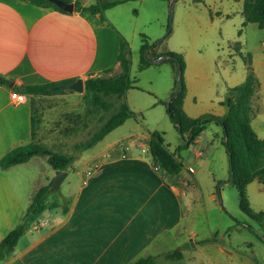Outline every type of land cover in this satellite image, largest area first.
<instances>
[{
	"label": "crops",
	"instance_id": "obj_1",
	"mask_svg": "<svg viewBox=\"0 0 264 264\" xmlns=\"http://www.w3.org/2000/svg\"><path fill=\"white\" fill-rule=\"evenodd\" d=\"M79 1L86 7L97 2ZM235 1L241 4L242 11L243 0ZM229 14L230 12H224L221 15L227 18ZM105 21L107 19L101 22L98 15L88 12L61 13L21 0H0V77L10 80L8 86L0 85V159L12 148L32 141L30 120L35 105L30 98L14 105L9 98L11 90H19L25 85L67 79L81 78L84 82L87 77L110 76L119 72L117 55L120 33L117 31L113 35L109 32ZM234 43L237 42L229 44L230 49H233ZM261 45L264 46V39ZM154 51L157 56L167 50ZM253 51L255 53L249 54L258 88L251 102L255 111L251 126L259 138H264V51L258 52L256 46ZM239 53L247 54L241 51L240 45L232 55ZM184 62V114L191 119L203 114L224 116L226 107L221 102L229 87L244 81L245 65L244 72L233 77L226 71L228 81H234L225 83L224 97L212 101L207 108H200L196 103V92L185 58ZM108 69L112 71L104 74ZM175 77L177 80V70ZM174 85L169 86L168 92H164L165 97L171 95ZM132 86L136 87L134 83ZM81 95L66 92L35 98L48 102L60 98L76 99ZM155 105L152 102L149 107L154 108ZM38 111L41 114L40 125L35 131L34 140L53 149V143H48L43 138L47 125L44 123L46 115L39 110V106ZM211 124L215 126L214 140L221 142V127L209 123L189 145L194 159L188 164L177 153L182 142L179 136L180 142L174 153L170 152L181 164L176 184L169 183L161 176L147 152L149 134L160 130L129 135L92 156H84L83 150L75 158L83 164L78 187L67 197L58 195L54 198L51 194L46 204L53 197V208L45 205L43 212L28 223L12 255L5 261H0V264H130L140 256L160 253L165 247V237L173 236L178 231L180 241L177 245L192 239L196 246L193 252H201V246H210L213 247V256L211 258L206 254L208 260L205 262L197 254L193 253L190 260L183 254L180 262L172 264H217L219 261L224 262L223 264H250L251 259L244 253L221 244L217 236L198 238V234L190 230L191 208L197 199L193 165L199 159L205 156L207 158L206 152L211 150L205 146L207 140L203 135ZM167 150L169 151L168 147ZM34 158L24 164L0 169V240L20 223L34 192L54 179L46 176L43 184H34L26 193L20 194L12 178L13 172ZM92 163H97L98 166L83 184V172ZM215 195L212 194L211 197L214 198ZM65 202L67 211L63 212V207L59 206H63ZM44 220L47 223L41 226ZM185 231L188 237L182 236ZM204 239L214 241L197 244ZM234 257H238L239 262H234Z\"/></svg>",
	"mask_w": 264,
	"mask_h": 264
},
{
	"label": "rangeland",
	"instance_id": "obj_2",
	"mask_svg": "<svg viewBox=\"0 0 264 264\" xmlns=\"http://www.w3.org/2000/svg\"><path fill=\"white\" fill-rule=\"evenodd\" d=\"M224 12H230L229 17H223L221 14ZM103 15L107 19L105 22L108 31L113 35L118 31V36L122 35L128 44L131 62L129 75L136 87L125 93L124 102L134 116L108 133L93 147L85 150L84 156H92L129 135L140 132L148 134L149 130L157 129L163 133V140L169 152L174 153L176 145L180 142L179 134L170 124L165 110L164 103L169 97L163 95L168 92L169 86L175 83V67L166 59L139 70V49L144 42L142 37L149 44H155L154 50H171L187 60L191 82L196 92V103L200 108H207L212 101L224 97L225 83L234 81H228L226 71L232 77L244 72L243 59L239 54L232 55L235 49H230L231 42H237L243 53H255V46L258 52L264 51V46L261 45L264 39L263 31L255 24L243 25L241 4L235 0H128L109 8ZM147 55L149 59L153 56L152 53ZM25 97L26 100L29 99L28 95ZM31 101L35 105L32 109L35 131L40 125L36 121L41 117L39 106V110L46 115L44 140L53 143L54 150H60L75 158L81 152L75 145L87 141L120 103L113 96L105 98V101L112 103L109 111L100 110L98 114H86L87 106L81 96L48 102L33 98ZM152 102L156 103L154 108L149 107ZM214 129L215 126L211 124L203 134L207 140L205 146L211 149L206 152L207 158L205 156L193 165L197 181V199L191 208L190 230L197 233L198 238L217 236L221 244L234 247L238 253H244L251 259L250 264H264V239L262 237L260 240L256 236L264 234V228L239 210L236 189L228 182V156L222 143L214 140ZM177 153L186 160V164L194 159L190 147ZM82 169L80 160H74L67 169V175L59 189L52 192L53 197L71 195L79 185ZM46 176L54 178L55 172L53 173L44 158L35 157L27 165L15 170L12 178L23 195L22 193H26L34 184H43ZM246 189L251 210L264 213V186L254 180ZM216 190H219V196L212 198L211 195L216 194ZM53 197L47 204L45 202L47 207L53 208L52 204L55 205ZM65 204L66 202L63 206ZM177 234L179 231L173 236L165 237V247L160 253L182 245H177L180 241ZM187 234L185 231L182 236L188 237ZM200 249L201 252H193V248H190L182 250V253L187 260L194 254L201 256L205 262L208 260L206 254L212 258L213 247L201 246ZM238 259L234 257L233 261L239 262ZM164 262L163 259L160 260V264ZM223 263L219 261L217 264Z\"/></svg>",
	"mask_w": 264,
	"mask_h": 264
},
{
	"label": "trees",
	"instance_id": "obj_3",
	"mask_svg": "<svg viewBox=\"0 0 264 264\" xmlns=\"http://www.w3.org/2000/svg\"><path fill=\"white\" fill-rule=\"evenodd\" d=\"M28 4L41 7L52 8L61 13H66L55 7L46 0H21ZM67 3H74V12H88L92 15H98L101 22L105 20L104 11L115 7L128 0H111L100 1L90 6H82L79 0H62ZM241 14L244 18L243 25L255 24L257 28L264 33V0H243ZM240 34V31H239ZM117 62L119 72L110 76H94L87 77L84 82V92L81 97L85 102L86 114H98L100 110L109 111L112 103L105 101V98L114 97L120 101L117 109L103 122V124L92 133L88 140L75 145L80 148V151L87 150L101 141L108 133L121 126L127 119L133 117V112L130 111L124 102V96L127 90L133 88L130 79V58L128 44L124 38L119 37ZM143 38V44L139 49V64L138 69H144L150 66L147 58L144 57V52L149 49L152 53L151 58L160 55L167 56V60L173 63V67L180 68L181 76V91L175 97L174 95L179 89V83L176 80L174 88L169 97L172 99L168 104L164 103L166 114L170 124L174 127L181 138V143L177 151L189 147L194 139L202 133L209 123H214L222 129L221 143L225 148V153L228 156L229 162V180L237 192V200L239 210L246 214L249 218L257 221L264 228V213H255L251 210L247 194L246 186L256 180L261 185H264V138H259L251 126V119L255 115V111L251 106L252 97L258 88V81L251 67V56L249 53L243 55L239 53L243 59L246 77L240 84L229 87L227 89L224 100L221 102L226 107V113L222 117H216L212 114H203L198 118H188L182 109L183 98L185 94V85L183 73L185 68L184 58L181 54L164 51L156 56L154 53L155 44H149ZM233 48L237 51L239 44L234 43ZM148 53V54H149ZM112 69L104 71L108 74ZM76 79H67L58 82H50L36 85H25L17 92L25 94L32 100L35 97L50 96L54 94H63L71 91L53 89L59 85H64L75 81ZM10 80L0 77V85L8 86ZM100 119V118H99ZM33 111L31 116V136L32 141L27 145L12 148L0 159V169H7L12 166L27 163L34 157H42L46 159L47 164L54 171H67L69 166L74 162L75 157L66 153L55 151L34 140L35 126L33 121ZM37 124H40L38 118ZM147 152L149 153L153 166H158L162 176L169 183L176 184L175 179L181 171V164L176 157L167 150L164 145L163 135L160 132L154 131L149 134L147 141ZM116 151V150H115ZM53 180L47 185L40 186L32 195L28 207L25 209L24 215L19 224L11 229L0 240V261L8 259L23 233L26 231L27 225L35 217L40 215L45 207L46 199L52 194L50 188ZM56 192V191H54ZM216 195L219 196V190H216ZM63 207V212L67 211V207ZM258 239H264V234H256ZM214 239H204L197 244H206L213 242ZM163 259V264H172L180 262L183 259L182 251L177 249L166 250V252L158 254H148L138 257L130 264H160Z\"/></svg>",
	"mask_w": 264,
	"mask_h": 264
},
{
	"label": "water",
	"instance_id": "obj_4",
	"mask_svg": "<svg viewBox=\"0 0 264 264\" xmlns=\"http://www.w3.org/2000/svg\"><path fill=\"white\" fill-rule=\"evenodd\" d=\"M46 1L51 3L52 5H54L55 7H58V9H60L63 12L72 13L74 11V3H72V2L67 3V2H64L62 0H46ZM148 52H149V49H146L144 52L145 58H147ZM165 59H167V56L161 55L155 59H147V60H148L149 64L154 65V64H157V63H159ZM176 67H177V81L179 83V89L174 95H172L173 97H175L181 91L180 68H179V66H176ZM53 89H56V91L57 90H64V91H71V92L82 94L84 92L83 80L81 78H77L75 81H73L71 83L59 85L57 87H54ZM171 99H172V97H169L166 104H168ZM66 175H67L66 171H55V177L53 179V183H52V186L50 188L51 192L59 189L60 184L62 183V181L66 177ZM230 181L231 180H229L228 182H230ZM195 247L196 246H195L193 240L189 239L188 241L182 243V245L180 247H177L176 249L178 251H182V250H187L190 248L194 249Z\"/></svg>",
	"mask_w": 264,
	"mask_h": 264
},
{
	"label": "built area",
	"instance_id": "obj_5",
	"mask_svg": "<svg viewBox=\"0 0 264 264\" xmlns=\"http://www.w3.org/2000/svg\"><path fill=\"white\" fill-rule=\"evenodd\" d=\"M9 98H10L11 102L14 105H18V104L24 103L25 100H26V97H25L24 94L18 93V92L13 91V90H11L9 92ZM97 166H98L97 163H92L91 165H89L85 169V171L83 172V176H82L83 184L86 182L87 178L91 175L93 170L97 168ZM154 168L157 169L160 172V174H161V171H160L158 166H154ZM161 176H162V174H161ZM46 223H47V220L42 221L41 226H44Z\"/></svg>",
	"mask_w": 264,
	"mask_h": 264
}]
</instances>
